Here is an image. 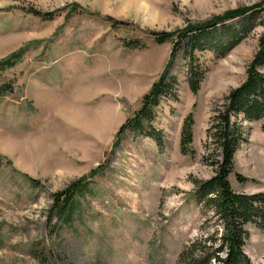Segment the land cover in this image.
Wrapping results in <instances>:
<instances>
[{"label": "rangeland", "instance_id": "rangeland-1", "mask_svg": "<svg viewBox=\"0 0 264 264\" xmlns=\"http://www.w3.org/2000/svg\"><path fill=\"white\" fill-rule=\"evenodd\" d=\"M260 7L264 0H0V156L7 161L0 171V264H178L209 215L197 187L215 173L218 151L207 134L213 111L246 79L264 12L226 55L198 51L196 93L188 41L175 54L173 48L181 31ZM244 17L226 23L239 26ZM150 31L170 36L158 42ZM131 39L140 45L127 46ZM166 72L177 80L176 95L160 101L151 123L163 143L130 128L120 135ZM190 114L193 142L183 153ZM238 123L246 141L235 170L248 180L233 173L231 185L262 192L261 121L241 116ZM78 181L86 185L74 194L70 217L52 216L56 194ZM246 228L245 252L262 264L264 229Z\"/></svg>", "mask_w": 264, "mask_h": 264}, {"label": "trees", "instance_id": "trees-1", "mask_svg": "<svg viewBox=\"0 0 264 264\" xmlns=\"http://www.w3.org/2000/svg\"><path fill=\"white\" fill-rule=\"evenodd\" d=\"M246 11H231L217 22L201 23L179 33V39L173 48V54L179 50L184 41L186 57L189 65V85L196 93L199 81L203 77L198 51L211 50L220 56L226 55L252 30V20L255 13L264 12V7L254 10V15ZM256 11V12H255ZM264 14V13H263ZM247 15V16H246ZM261 15V14H260ZM245 16L239 26L226 23L227 20ZM221 23V26L218 25ZM220 27V28H219ZM158 42L168 40L170 34L150 31ZM127 46H139V40L127 41ZM16 56L8 59V66ZM5 64L1 66L3 69ZM177 80L169 78L167 72L155 81L150 90L143 96L141 107L121 125L119 134L126 128L163 143V132L151 123L156 117L155 107L167 97L176 95ZM1 92V91H0ZM243 116L248 121H261L264 131V33L259 39L258 50L246 70V79L237 87L231 89L224 101L213 111L210 126L207 129L209 139L214 143L213 165L215 173L212 178L198 183L197 196L203 210L209 215L201 225V232L190 240L178 256V264H258L245 252L249 238L247 224L255 223L264 229V191L247 194L235 191L231 185L230 176L234 173L237 181L246 182L248 179L235 170V157L242 142L246 141L245 131L238 120ZM149 122V127L145 122ZM192 116L186 117L181 133V148L187 153L193 142ZM7 162L0 156V171ZM86 185L83 181L69 186L64 192L56 194L52 216H62L68 219L74 203V194ZM84 186V187H83ZM56 210V213L54 211ZM211 220H214L211 222ZM209 223V225H208ZM213 226V230L211 229ZM264 264V262L262 263Z\"/></svg>", "mask_w": 264, "mask_h": 264}, {"label": "bare ground", "instance_id": "bare-ground-1", "mask_svg": "<svg viewBox=\"0 0 264 264\" xmlns=\"http://www.w3.org/2000/svg\"><path fill=\"white\" fill-rule=\"evenodd\" d=\"M74 112H75V111H70L69 108H66V109L64 110V113H65L66 115H68V116H71V117H73V116L75 115Z\"/></svg>", "mask_w": 264, "mask_h": 264}]
</instances>
